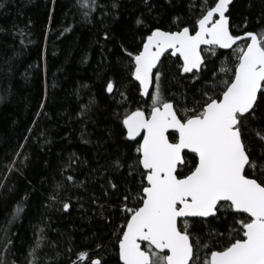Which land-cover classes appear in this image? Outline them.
I'll list each match as a JSON object with an SVG mask.
<instances>
[{
	"label": "trees",
	"instance_id": "1",
	"mask_svg": "<svg viewBox=\"0 0 264 264\" xmlns=\"http://www.w3.org/2000/svg\"><path fill=\"white\" fill-rule=\"evenodd\" d=\"M116 2L119 8L113 10V0H98L103 7L91 14V22L86 21L77 0H7L0 9V244L7 229L12 241L3 254L7 264H28L32 259L28 253L41 229L47 239L38 250V264H71L79 252L99 255L109 264L118 259L113 230L122 219L111 206L119 203L128 186L126 181L136 187L140 177L133 182L126 166L120 171L112 168L111 162L117 157L131 163L135 152L129 146L131 142L123 140L124 129L114 115L125 110L117 103L120 97L113 99L105 88L113 80L116 88L126 92L127 107L147 109L151 100L140 97L127 70L129 58L122 52L121 43L130 51L141 50L143 39L152 29L175 31L176 16L190 26L204 0H173L171 6L166 0H150L151 12L142 0ZM214 2L208 0V6ZM229 8L233 34L256 32L264 26V19L257 23L264 13V0H233ZM114 12L118 19H114ZM138 16L147 27H137ZM106 31L114 37L112 40H104ZM240 44L243 46L244 41ZM230 52L218 50L216 56L202 53L208 71L197 75L203 79L215 71L223 77L220 68L232 67L235 57L221 53ZM162 63L167 99L182 102V93L189 100L194 91L198 95L201 80L193 82L192 73L181 75L179 59L168 55ZM257 129L264 131V120L253 122L246 134L254 156L261 145L255 136ZM13 160L16 170L10 172ZM189 160L195 163L191 155ZM68 176L74 180L68 181ZM258 178L264 179V175ZM109 179L119 186V192L112 191ZM57 185L62 187L58 189ZM54 195L55 201L50 199ZM65 202L70 204L68 211L63 210ZM17 205L23 211L9 224ZM98 243L104 248L97 253ZM69 247L71 252L67 251Z\"/></svg>",
	"mask_w": 264,
	"mask_h": 264
},
{
	"label": "snow or ice",
	"instance_id": "2",
	"mask_svg": "<svg viewBox=\"0 0 264 264\" xmlns=\"http://www.w3.org/2000/svg\"><path fill=\"white\" fill-rule=\"evenodd\" d=\"M6 2L0 0V9ZM142 2L151 12L150 0ZM77 3L87 22H91L90 16L97 7H103L98 0ZM166 3L171 6L173 0ZM232 4L233 0H215L213 6H208V0H204L199 16L190 26L176 16L175 31L152 29L143 39L141 50L133 52L123 43L120 45L129 58L126 67L131 79L139 82L140 95L149 97L151 104L147 109L132 110L127 107L126 92L116 88L113 80L107 82L105 91L113 99L118 95L117 103L125 109L123 113H114L124 129L122 138L131 142L129 146L135 152L131 163L117 157L111 162L112 168L120 171L126 166L133 182L140 177L136 187L126 181L128 186L119 203L111 206L122 219L113 230L118 257L115 264H264V179L258 178L264 175V131L255 130L261 141L255 156L246 141L253 122L264 120V26L256 32L233 34L226 16ZM111 7L119 8L116 0ZM113 16L119 18L115 12ZM261 19L264 13L257 23ZM135 23L137 27H147L141 16ZM243 26L247 27L246 17ZM19 34L25 35L23 30ZM113 38L105 32V41ZM238 41H244L243 46ZM219 49L231 50L221 55L235 57L234 64L220 68L223 77L212 71L201 79L197 74L208 71L202 53L216 56ZM168 50L182 58L181 75L192 73L193 82L201 80L198 95L194 91L190 100L183 93L182 102L164 95L167 77L161 56ZM150 87L154 91L150 92ZM188 103L192 106L187 107ZM84 108L90 110L89 105ZM20 155L18 152L17 156ZM27 159L25 155L24 160ZM15 165L13 160L8 171L16 170ZM67 180L73 181L74 177L68 176ZM108 185L113 192L120 191L111 179ZM61 187L57 185L58 189ZM56 198L50 197L53 201ZM69 207V203H63L64 211ZM22 211L17 205L8 223ZM46 239L41 229L28 253L32 257L28 264H38L37 253ZM11 243L4 229L0 264H7L3 254ZM103 248L104 244L98 243L94 251L98 253ZM67 251L71 252V247ZM85 260L88 264H109L105 258L89 252L77 253V260L71 264Z\"/></svg>",
	"mask_w": 264,
	"mask_h": 264
},
{
	"label": "water",
	"instance_id": "3",
	"mask_svg": "<svg viewBox=\"0 0 264 264\" xmlns=\"http://www.w3.org/2000/svg\"><path fill=\"white\" fill-rule=\"evenodd\" d=\"M226 16H227V13H226ZM243 41H238V43L240 44V43H242ZM202 47H204V46H202ZM141 49H142V47H141ZM219 51H224V52H229V51H231V50H226V49H219ZM171 56L172 58H177V59H179V61H180V63L182 64L183 63V61H182V58H178V56H173V55H171V50H168V51H166L162 56H161V61L166 57V56ZM194 72L196 71V70H193ZM181 72H182V69H181ZM185 74H191V73H184L183 75H185ZM134 81V80H133ZM136 84H137V86H138V88H139V82H137V81H134ZM152 90H153V87H150V89H149V91L150 92H152ZM139 95H140V92H139ZM140 97L143 99V101H148L150 98L149 97H143V96H141L140 95Z\"/></svg>",
	"mask_w": 264,
	"mask_h": 264
},
{
	"label": "flooded vegetation",
	"instance_id": "4",
	"mask_svg": "<svg viewBox=\"0 0 264 264\" xmlns=\"http://www.w3.org/2000/svg\"><path fill=\"white\" fill-rule=\"evenodd\" d=\"M142 247H143V245H142Z\"/></svg>",
	"mask_w": 264,
	"mask_h": 264
},
{
	"label": "rangeland",
	"instance_id": "5",
	"mask_svg": "<svg viewBox=\"0 0 264 264\" xmlns=\"http://www.w3.org/2000/svg\"><path fill=\"white\" fill-rule=\"evenodd\" d=\"M150 104H151V102H150Z\"/></svg>",
	"mask_w": 264,
	"mask_h": 264
},
{
	"label": "bare ground",
	"instance_id": "6",
	"mask_svg": "<svg viewBox=\"0 0 264 264\" xmlns=\"http://www.w3.org/2000/svg\"><path fill=\"white\" fill-rule=\"evenodd\" d=\"M83 262V261H82Z\"/></svg>",
	"mask_w": 264,
	"mask_h": 264
}]
</instances>
